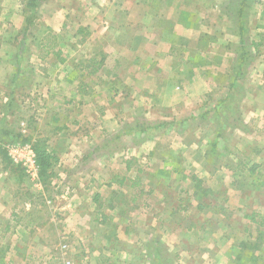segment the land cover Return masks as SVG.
Returning a JSON list of instances; mask_svg holds the SVG:
<instances>
[{
	"label": "crops",
	"instance_id": "1",
	"mask_svg": "<svg viewBox=\"0 0 264 264\" xmlns=\"http://www.w3.org/2000/svg\"><path fill=\"white\" fill-rule=\"evenodd\" d=\"M232 1L234 0H159V9H168L167 16L164 11L153 7V0H83L76 10L97 7V11H93L85 25L87 30H84L89 32V38L82 42L77 33L73 35L79 41L72 44L65 53L62 51L65 61L61 59L63 62H58L57 65L67 68L76 61L71 73L77 72V75L67 73V76L54 82L42 74L45 73L44 68L41 71L32 69L33 78L41 83L35 81L30 86L45 85L44 90H35L36 97L57 94V97L65 99L63 93L66 87L69 90L66 96L72 98L66 99L67 102L86 101L89 106H93L96 98H99L97 82L107 84L110 80L100 79L98 74L95 75V81L82 82L77 77L83 73L80 70L84 69L91 70L85 74L92 75L91 78L98 71H104L105 77L109 74L119 84L122 81L124 84L128 83L129 92L124 93L126 97L122 98L123 105L129 98L130 103L147 100L153 103V109H150L147 117L151 118L149 114L157 113L155 118L159 121L170 118L176 121L196 110L205 113L216 107L213 105L215 100L216 104L220 100L225 103L233 101L234 114L240 119L241 126L225 127L226 130L215 126L213 131L216 134L217 129H220L219 136L212 139L211 142L216 139L213 147L211 142L207 144L203 157L207 156L206 151H212L211 148L220 150L218 140L221 137L224 139V135L231 141V145L227 147L229 153L239 157L230 168L218 170L226 178L216 177L214 170H209L212 173H206L209 179L217 178V181L212 182L213 185H204L205 189L201 191H204L202 196L212 193L215 195L219 190L216 189L217 185L227 180L229 172L231 178H234L230 183L234 182L235 187H225L220 194L225 203L232 197L237 198V205L207 207L200 196L196 195L199 192L196 188L193 206L183 204V198H177L176 206L170 208L167 216L174 214L181 217L172 220L167 228L162 227L159 222V226L155 225L152 229L159 228L162 234H167L171 247L165 241L164 243L178 264H204L207 260L210 264H228L230 248L235 242L238 246L242 241L255 246L254 253L259 255L257 262L252 264H264V3L260 6L258 2L262 0H251L248 2L249 6L240 13L242 6L237 5V9L236 6L230 7ZM61 17L69 19L66 13ZM160 20L163 26L159 25ZM242 21L245 27L243 31L239 28ZM153 23L157 25L151 30ZM99 25H103L102 28H98ZM86 42L91 44L90 51L79 53L80 43ZM47 52L59 53L60 50L51 49ZM243 52L249 53L251 61L240 79L235 77V69L237 71L240 63L238 58ZM85 56L88 60L83 61ZM98 56H101V63H97ZM33 67L32 64L28 66L30 71ZM18 69L21 70L19 67ZM22 77L8 80L2 78L1 82L15 86L17 82H23ZM231 84L232 89L228 90ZM221 88L224 92L221 96H215ZM7 98V101H10L9 98L15 99L10 93ZM10 117H13L10 111L0 113L1 119L7 120ZM44 118L41 116L39 122ZM231 123L234 122L231 120ZM66 128V125H62L55 130L59 131L57 134L52 132V137L56 140L54 149L57 156L69 142V129ZM4 142L0 141V264H57L61 255L57 256L60 241H56V238L64 234L63 229L66 233L74 230L75 227L68 226L67 221L71 215L80 218L81 207L70 209L69 205H65L59 208L63 211L56 213L55 219L52 214L51 217L47 214L48 222L39 221V216L43 213L35 206V200L40 195L32 190H37L35 187L40 185L29 180L24 169L12 162L7 150L3 148L7 146ZM189 145L191 143L186 146ZM193 146V152L188 148V155L192 158L199 149L198 145ZM155 150L156 142H153L149 155H155ZM4 152L7 156H3ZM200 161L194 159L193 164H199ZM161 163L168 173L178 175L180 170L174 167L172 159L161 158ZM20 168L23 176L19 172ZM67 171L69 170L65 168V171L55 174L61 176L65 173L67 177L72 169L70 173ZM159 177L158 174L156 179ZM123 180L122 175L116 181L122 185ZM140 183H143V179L137 175L130 181L132 199L135 198L137 185ZM156 188V183L150 185V189ZM95 195L94 201L98 196L97 193ZM167 195L163 194V200ZM202 212L211 214L207 219H201L199 215ZM193 214L195 218L188 220ZM110 218V215L109 218L104 215L103 219ZM49 229L57 234L51 240Z\"/></svg>",
	"mask_w": 264,
	"mask_h": 264
},
{
	"label": "rangeland",
	"instance_id": "2",
	"mask_svg": "<svg viewBox=\"0 0 264 264\" xmlns=\"http://www.w3.org/2000/svg\"><path fill=\"white\" fill-rule=\"evenodd\" d=\"M19 1L0 0V113L10 111L13 116L7 120L0 118V141L2 143L6 141L4 145L7 143V146L3 147L5 149L16 144H28L32 148V141L41 139L47 144V149L56 156L57 160L51 159L50 169L53 174L46 178L45 183L40 178L39 166L38 180L32 179L40 185L35 187L37 190L31 186L32 191L40 195L35 200V206L43 213L39 216L41 218L39 221L48 222L51 214L55 219V214L63 211L59 208L65 205H69L70 209H74L75 206L81 207L82 210L80 218L72 215L68 218L67 225L74 226V230L66 233L63 229L64 234L56 238V241H60L57 252L62 253L72 264H157L159 255L153 253L155 248L159 247V241L165 247L167 245L171 247V242L167 234L166 236L162 234L161 229L152 227L159 226L160 222L162 227L167 228L172 220L181 217L174 214L171 217L167 216L170 208L176 206L177 198H183V204L193 206L196 188L199 191L196 195L200 196L207 207L212 205L219 208L225 207V204L227 207H236L237 198L232 197L225 203L220 194L225 187H235L234 182L230 183L234 178H231L229 172L227 180L217 185L216 189L219 190L215 195L212 193L202 196L204 191L201 190L205 189L204 185H213L212 182L217 181V178L209 179L206 173L212 175L209 170L211 172L214 170L216 177L226 178L225 174L218 170L223 167L230 168L239 157L229 153L227 147L231 145V141L225 138L227 135H224V139L219 138V151L214 149L211 152L206 151L207 156L203 157L207 144L215 136L214 127H220L214 119L213 110L209 113L201 110L191 111L187 115L183 113L185 116L179 117L176 121L172 118L167 119L172 121L173 125L158 132L144 134L132 130L128 133L127 129L137 124L136 120L159 121L155 118L157 113L149 114L151 118L147 117L150 109H153L151 107L153 103L147 100L130 103L129 98L123 105L122 98L126 97L124 93L129 92L128 83L124 84L122 81L119 84L113 80L114 78L109 77V74L105 77L104 71H98L91 78L92 75H85L91 70L86 69L80 70L83 73L77 80L95 81L97 74L100 79L110 80L107 84L97 82L99 98H96L93 106L86 105V101L67 102L66 99L72 98L66 96L69 91L66 87L63 93L65 99H61V96L58 98L57 94L36 97L35 90L43 89L45 85L30 86L37 81L33 78L32 69L35 71L37 68L41 71L44 68L45 73L42 74L54 82L71 73L76 61L67 68L57 66L58 62H63L61 61L64 59L63 53L79 41L73 35L77 33L82 42L89 38V32L84 30H87L85 25L93 11H97V7L78 11L76 8L83 0H46L32 11L33 13L25 14ZM262 3L264 0L258 2V5L261 6ZM153 7L169 15L167 8L159 9V0H153ZM60 8H63V11H60ZM60 13L61 16L66 13L69 19L59 17ZM156 25L153 23L151 30ZM159 25L163 26L161 20ZM102 26L99 25L98 28ZM89 45H91L89 42L80 43L79 53L90 51ZM51 49L60 52L50 54L47 51ZM85 60H88L86 56L83 57V61ZM101 62V56H98L97 63ZM31 64L34 67L30 71L28 66ZM20 71L22 73H19ZM71 74L77 75V72ZM19 76H23V82H17L15 86L1 82L3 79ZM224 89L217 90L215 96H221ZM9 93L15 99L9 98L10 101H7ZM216 103L217 100L213 101V105L216 106ZM41 116L45 118L39 122ZM94 119L96 121L92 125ZM62 125H66L71 137L70 135L67 137L69 142L57 156L54 149L56 140L52 136L59 132L55 130ZM52 132L55 133L52 135ZM118 135L119 138L116 137ZM153 142H156V153L149 155ZM190 143L191 145L186 146ZM193 144L199 147L194 158L188 155V148L193 152ZM6 152L11 159L8 151ZM161 158L172 159L174 167L180 170L176 171L178 175L168 173L167 169L162 167ZM194 159L201 161L199 164H193ZM64 167L69 170L67 173H70L71 169L72 172L67 177L65 173L57 176V173L65 171ZM126 167L128 170H125ZM20 170L23 176V171L21 168ZM158 174L160 177L156 179ZM122 175L124 180L120 185L116 180ZM135 175L141 177L143 183L137 185L138 192L132 199L130 181ZM152 183L157 184L155 190L150 189ZM96 193L98 196L94 201ZM164 193L168 195L163 200ZM213 202L215 204H212ZM210 214L202 212L199 217L207 219ZM104 215L107 218L110 215L111 218L104 220ZM190 217L188 220L194 219L195 215ZM49 231L51 240L57 234L52 229ZM233 245L234 248L237 247L236 242ZM233 247L229 251L231 258L234 256ZM167 250L172 256V264H178L169 248ZM220 258L223 259L224 256ZM204 264H210L209 260Z\"/></svg>",
	"mask_w": 264,
	"mask_h": 264
},
{
	"label": "trees",
	"instance_id": "3",
	"mask_svg": "<svg viewBox=\"0 0 264 264\" xmlns=\"http://www.w3.org/2000/svg\"><path fill=\"white\" fill-rule=\"evenodd\" d=\"M44 1L46 0H20V4L22 5V12L26 14V12H32L34 11L38 6H40ZM251 0H234L232 1V6L241 5L242 7L240 8V13L244 8L248 7ZM33 13V12H32ZM27 19V18H26ZM30 18H28L29 20ZM240 30H244V22L242 21L241 24L239 25ZM242 55L239 56L238 61L239 67L237 68V71L235 69V77H239L240 79L243 78L247 66L249 62L251 61V56L247 52L241 53ZM232 89V84L230 87H228V90ZM238 93L239 89L237 87ZM239 96V95H238ZM225 99V98H224ZM7 107V106H6ZM215 109V110H214ZM213 109L212 113L214 115V119L216 120V123L221 127H235L236 125H240V119L235 116L234 111L235 107L233 104V101L228 100L226 103L224 100H220L218 104H216V107ZM212 109L209 111H206V113H209ZM231 120L234 123H231ZM136 123L133 127H130L127 129L128 133L132 132V130H136L137 133H143L146 134L148 132H158L167 126L173 125L172 121L168 120H160V121H146V120H136ZM232 125V126H231ZM242 128V127H241ZM222 129V128H221ZM220 129H217V133L215 136H219ZM119 138L120 136H116ZM218 138V137H217ZM30 140V139H29ZM216 142V139L214 140ZM214 142L212 143V146L214 145ZM33 151L35 152L36 155V163L39 166V175L43 183H45L47 180L46 178L50 177L53 173L50 169L52 165V161L57 160L56 156L51 153L47 149V144L45 143L44 140L41 139H35V141H32L31 143ZM213 150V148H211ZM6 155V152H4ZM201 206V204L199 205ZM157 244V241H155V245ZM234 246V245H233ZM232 246V247H233ZM231 247V248H232ZM234 256L229 259L228 264H249L253 262H257V259L259 255H255V246H253L250 242L248 241H242L238 244L237 247H233ZM154 255H159V263L157 264H172V256H170V253H168L167 248L159 241V247L157 246L154 250Z\"/></svg>",
	"mask_w": 264,
	"mask_h": 264
},
{
	"label": "built area",
	"instance_id": "4",
	"mask_svg": "<svg viewBox=\"0 0 264 264\" xmlns=\"http://www.w3.org/2000/svg\"><path fill=\"white\" fill-rule=\"evenodd\" d=\"M6 150L8 151L11 160H13L15 164L20 165V167L24 169L28 177L38 180V165L36 163V156L30 145H11ZM57 256H60L57 264H72V262L69 259L65 258L62 253L59 252V255Z\"/></svg>",
	"mask_w": 264,
	"mask_h": 264
}]
</instances>
